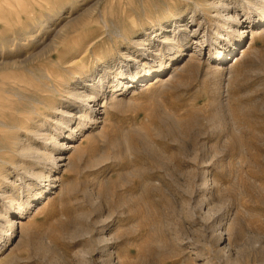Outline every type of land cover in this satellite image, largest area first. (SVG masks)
<instances>
[{"label": "rangeland", "instance_id": "1", "mask_svg": "<svg viewBox=\"0 0 264 264\" xmlns=\"http://www.w3.org/2000/svg\"><path fill=\"white\" fill-rule=\"evenodd\" d=\"M198 1L0 0V264L264 260V0Z\"/></svg>", "mask_w": 264, "mask_h": 264}, {"label": "bare ground", "instance_id": "2", "mask_svg": "<svg viewBox=\"0 0 264 264\" xmlns=\"http://www.w3.org/2000/svg\"><path fill=\"white\" fill-rule=\"evenodd\" d=\"M214 5H211L210 3L208 4V0H200V1H198V2H196V7L197 8H203V9H205L206 10V12H207V9H211V7H213ZM219 9H223V6H221ZM229 17L230 16H228V20L227 21H230L231 19H229ZM231 18V17H230ZM234 18V17H233ZM229 55V54H228ZM225 59H227V58H225ZM234 60H235V58H234ZM161 74H162V71H160V72H158V76L155 78V82L154 83H159V82H163V80L161 79ZM53 82H55V81H53ZM54 88V87H53ZM95 93V92H94ZM84 94V93H83ZM83 94H81V93H78V94H75L74 95V97H75V99L77 100H75L76 101V103L78 104V106H75L76 107V110H77V112L80 114V116H79V118H81V117H83V114H85V112H86V110L88 111V113L90 114H95L96 113V110L94 109L95 108V98H96V94H91V96H85V95H83ZM92 95H94V96H92ZM71 96H72V94H71ZM45 101V100H44ZM37 102V101H36ZM39 102V101H38ZM41 103V102H40ZM43 103V102H42ZM41 103V104H42ZM92 103V106H90V104ZM45 106H46V108H47V104H45V103H43ZM48 109V108H47ZM37 112V111H36ZM73 115V114H72ZM85 116V115H84ZM78 117V116H77ZM69 131V133L70 134H74V131H72V130H68ZM41 136V135H40ZM52 141L54 140V139H51ZM55 144V143H54ZM52 145H53V143H52ZM57 146V145H56ZM63 147V146H62ZM69 147V146H68ZM74 148V146L73 145H70V147L68 148V149H73ZM33 151V150H32ZM32 151L30 150V149H25V148H19V151H18V153H19V158H20V160H22V161H25L26 159H31L33 156H32ZM37 153V151H35V155H38V154H36ZM42 153V154H41ZM40 153V155L42 156L43 155V152H41ZM33 155H34V152H33ZM39 155V156H40ZM51 155V154H50ZM41 156H40V158H41ZM44 156H45V153H44ZM18 158V159H19ZM36 159L38 158V157H35ZM34 158V159H35ZM52 158V157H51ZM33 159V158H32ZM48 159V158H47ZM3 160V159H2ZM54 160V159H53ZM30 161V160H29ZM52 162V161H51ZM10 229V228H9ZM12 230V229H11ZM260 264H264V260L260 263Z\"/></svg>", "mask_w": 264, "mask_h": 264}]
</instances>
